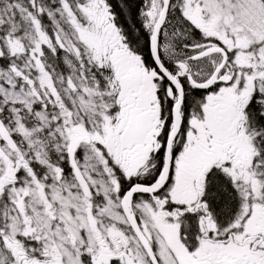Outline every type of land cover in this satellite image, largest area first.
Returning a JSON list of instances; mask_svg holds the SVG:
<instances>
[{"label": "snow or ice", "instance_id": "6c2138e0", "mask_svg": "<svg viewBox=\"0 0 264 264\" xmlns=\"http://www.w3.org/2000/svg\"><path fill=\"white\" fill-rule=\"evenodd\" d=\"M0 264H264V0H0Z\"/></svg>", "mask_w": 264, "mask_h": 264}]
</instances>
